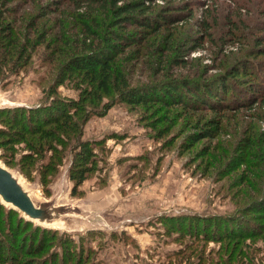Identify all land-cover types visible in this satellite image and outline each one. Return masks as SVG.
Instances as JSON below:
<instances>
[{"label": "rangeland", "instance_id": "374dc122", "mask_svg": "<svg viewBox=\"0 0 264 264\" xmlns=\"http://www.w3.org/2000/svg\"><path fill=\"white\" fill-rule=\"evenodd\" d=\"M145 3L153 20L163 21L170 15L168 11L177 12L155 39L162 47L165 35L173 32V50L155 51L156 42L149 38L138 58L129 55L131 49L117 56V64L130 73L132 85L140 86L145 102L116 97L102 98L97 104L86 102L88 119L83 126L77 121L81 134L71 139L74 149L68 150L51 173L44 166V156L30 153L28 145L34 141L29 134L17 133L19 127L10 118L18 120L36 112L42 117L38 109L50 107L54 99L63 106L78 99L82 76L75 73L58 83L63 80L58 76L61 64L68 59L59 51H70L75 40L85 35L79 14H87V3L0 0V14L17 32L18 44L25 50L16 73H10L6 64L0 75V163L20 179L36 205L59 204L66 214L45 226L49 240L43 252L27 258L32 264H47L44 257L53 251L57 235L65 232L85 240L90 257L96 254L94 264H185L186 254L193 252L197 259L200 251L204 252L202 264H264V211L259 210L264 205V106L258 103L252 108L212 111L149 98L169 84L185 95L183 80L192 89L200 82L215 91H221L224 84L225 89L231 86L234 99L247 82H263L264 0ZM90 9L97 15L96 21L104 17L98 4ZM201 18L212 25L210 37L196 44L194 35ZM90 28L100 30L96 23ZM128 30L138 32L131 26ZM177 56L183 62L174 64ZM233 66L251 68L256 77L244 70L233 74ZM226 98L231 100L229 92ZM112 100L115 102L101 114L102 104ZM214 119L220 121L219 130L210 126ZM204 129L213 135L203 136ZM79 142L90 146L92 171L72 193L69 168ZM29 155L31 164L26 159ZM6 211L0 203L1 224L8 221ZM12 212L11 223L16 225L18 215ZM190 214L195 223L187 218ZM204 215L207 220L201 219ZM228 215L240 219L239 226H250L252 233L260 232L241 240L232 258L234 241L220 237L226 222L216 219ZM233 222H227V227ZM27 226L30 223L14 231L17 246L19 241L23 243L24 234H30ZM191 233L205 234V238L195 242Z\"/></svg>", "mask_w": 264, "mask_h": 264}, {"label": "trees", "instance_id": "16d2710c", "mask_svg": "<svg viewBox=\"0 0 264 264\" xmlns=\"http://www.w3.org/2000/svg\"><path fill=\"white\" fill-rule=\"evenodd\" d=\"M85 1L87 3L86 8L88 9L86 10L87 14H79L80 22L86 30L85 35H82L79 40H75V44L72 45L70 51H59L60 54L64 55V57H68V59L64 64H61L63 68L58 76L62 75L63 80L59 79L60 81L58 83L61 84L65 80H70L69 78L75 73L77 77L82 76V85L80 86L78 99L76 101L69 100L64 106L63 103H59L60 101L54 99L55 103L51 102L50 107L44 106L42 109H38L43 113L42 117L36 112V114L31 116L22 115L18 117V120L15 119V116H13L14 119L10 118L11 124H15L19 127L16 131L17 133L20 135L24 133L29 134L31 140L34 141L32 145L31 143L28 145L31 151L30 153L33 152L36 156H44V166L51 173L55 171L56 165L66 156L68 150L74 149V144L71 143V139L74 135L81 134V127H79L80 123L77 121L80 119L81 126H83V123L88 119L89 114L86 110V102L90 104L101 103V99L105 97H116L129 102H145V96H143L144 98L141 97L140 86L132 85L129 76L130 73H128L121 64H117V56L122 54L125 49H131L129 55L133 58H138L140 52H142V47H145V43L148 42L149 38L154 39L153 41L155 43L162 25L167 23L168 20H172L174 18L173 16L177 14V12L174 14V11H168L167 13H170V15L161 13V15L167 14L166 19L163 21L159 20L160 18L158 17L153 20L151 19V14H148L150 6L145 3L149 0ZM76 4V6L79 5L78 2H76ZM93 4H98L101 12L104 14V17H102L100 21H96L97 15L90 9ZM206 11L208 10H205V12ZM190 16H192V14ZM4 20L5 18L0 14V75L5 73L2 71V68L5 67L6 64L9 65L8 69L12 70L10 73H16L19 66L18 64L23 60L22 58L25 57V50L22 49L23 44H18L19 36L17 32H15L13 27ZM93 23H96L98 27H100L99 31L90 28V25ZM130 26L135 28L138 32L133 33V31H129L128 28ZM197 26L199 27L198 32L194 35V37H196V44L199 42L203 43L205 38L209 39V30L212 25L209 24L205 18H201V20L197 22ZM173 39V32H169L162 40V47L157 41L154 50L162 51L161 48H164L167 52L169 49L173 50ZM66 43L70 44L68 42ZM185 44L186 42H184L182 46ZM261 52L264 53V47ZM173 60L175 61L174 64L183 62L178 56L173 57ZM232 68H234L232 70L233 74H237L241 71L243 72L244 70L246 73L256 77V74L253 73L251 68L243 67L244 69H241L236 66ZM224 78L227 77L224 76ZM263 82H259L257 85L247 82V84L243 85V89L237 92V97L234 96L236 98L234 99L232 96V87L228 86V88L225 89L224 83H222L224 85H222L223 89L221 91H215L214 89L212 90L208 84H202L201 82L198 84L196 83V86L192 89L188 82L183 80L181 85L184 86L183 90L186 92L185 95L180 92L178 87L173 85L174 87L171 88L172 84H169V86L165 87L166 89L158 93V96H149V98L155 97L156 100L165 103L174 100L173 103L187 108L200 106L207 107V109L214 111L219 108L229 109L232 107L239 110L244 107L252 108L258 103L264 106ZM201 87L204 88L201 89ZM203 89L205 90L202 91ZM228 92L231 98L229 102L226 98ZM182 95L184 99H181ZM189 100L192 101V105H189ZM114 102L115 101L112 100L110 103H103L101 114L106 112ZM4 117L5 116H3V118ZM25 121H27V124L22 123ZM209 123L210 126L216 130L220 129L219 120H210ZM201 132H203V136L213 135L212 131L208 129L201 130ZM7 144L8 141L5 140L4 145ZM76 146L78 147V152L74 154L75 157L71 160L72 163L69 168L68 176L73 181V186L71 188L72 193L76 192L77 186L81 185L86 179V175L92 171L89 167V158L91 155L89 144L79 142ZM26 159L29 164L33 161L32 155L27 156ZM74 161L78 164L74 165ZM259 208L260 211H264V205H261ZM12 211H15L18 215L16 225L11 223V217L13 216L10 215L13 214ZM6 214L9 215L8 221H6L5 224L0 223V264H32L30 263L31 260L27 258V255H38L43 252L45 243L49 240L46 238L47 236L45 234L46 227L40 224L37 225L35 222L25 217L23 218L21 214L13 208H7ZM194 217V214L187 215V218L193 219L191 221L195 220ZM207 218L208 215H204L201 219L207 220ZM216 219L218 221L225 220L226 223H230V220L234 221L232 227H227L228 223H225L226 225L224 224L223 230L227 229L225 233H222V236H220L230 242L234 241L233 253L230 252L231 258L236 253L235 246H239L241 240L260 235V232L252 233L248 225L239 226L241 221L240 219H235L234 216H217ZM197 222L199 223V220H197ZM29 223L30 227L27 226L26 228H30V234H24L23 243L19 241L20 245L17 246L16 241L18 239L14 231H18L19 227H24ZM193 223H195V221ZM190 225H192V223H190ZM57 236V243L53 251L44 257L45 263L83 264L84 261L90 257L92 252L89 250L90 246L86 245L85 240L82 241L79 238L75 239L65 234V232H60ZM204 236L205 234L201 235L197 233L194 235L191 233V238L194 239L195 242L199 238L203 240ZM44 238L46 239L44 240ZM35 241H37V244L34 245ZM201 252L202 251L196 256L197 259H193V252L186 254L184 263L202 264L201 261L204 257V252ZM22 254H24V256L26 255V257L21 258ZM238 254H241L240 250ZM95 259L96 254L90 257L87 264H94L93 261H95Z\"/></svg>", "mask_w": 264, "mask_h": 264}, {"label": "water", "instance_id": "95a60500", "mask_svg": "<svg viewBox=\"0 0 264 264\" xmlns=\"http://www.w3.org/2000/svg\"><path fill=\"white\" fill-rule=\"evenodd\" d=\"M0 203L15 209L23 218L37 225L50 226L55 220L66 215L63 206L59 204L36 205L20 179L3 163H0Z\"/></svg>", "mask_w": 264, "mask_h": 264}]
</instances>
